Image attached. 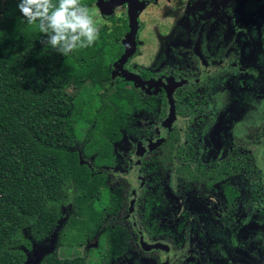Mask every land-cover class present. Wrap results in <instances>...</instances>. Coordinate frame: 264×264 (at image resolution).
Instances as JSON below:
<instances>
[{"label": "flooded vegetation", "instance_id": "1", "mask_svg": "<svg viewBox=\"0 0 264 264\" xmlns=\"http://www.w3.org/2000/svg\"><path fill=\"white\" fill-rule=\"evenodd\" d=\"M248 1L255 17L262 14L264 0H243L237 9L239 13ZM104 2L108 6L105 11L110 15L102 14L98 0L92 3L81 0L95 19L99 38L105 35L108 39L103 77L85 81L81 89L71 85L66 90L72 98L80 90L96 95L101 104L114 93L110 104L121 103L126 109L122 138L113 147V165L103 166L99 172L108 177L107 186L123 184L129 194L126 207L106 217L110 226L100 227L92 240L99 244L98 264L103 253L109 254L111 264L113 259L133 252L142 264H171L178 256V264H222V251L218 255L214 252L216 241L211 235L214 233V238L222 231V217L239 211L242 191L231 182L247 173L262 180L254 148L264 144V125L253 126L245 133V138L237 143L229 142L222 149V129L232 128L240 120V117H227L222 122V112L228 108L229 113L234 112V108L238 111L253 108L264 113V109L256 108L260 103L264 107V84L258 81L264 76V39L259 44L254 22L250 27L237 22L230 42L222 44V7L229 4V0H120L113 8L111 0ZM7 3L8 0H0V16ZM142 4L137 32L132 38L129 16L131 10L139 9ZM198 10L205 13L199 14L200 20L194 22ZM238 19L242 21V15ZM116 28L121 29V33L116 32L118 36L109 39ZM262 34L264 36V31ZM234 70L239 71L240 76H236ZM225 85L237 87L240 97L222 108L217 97L222 96ZM250 86L251 89H247ZM70 87L74 90L72 95ZM119 93L128 97L122 100ZM210 105H213L211 112ZM139 130L142 142L127 154L115 152L117 145L126 144ZM118 157L126 168L124 179L117 173L111 174V170L120 165ZM94 158H83L90 165L89 169ZM232 169L235 174L216 181L217 174H227ZM168 177L174 178L178 191L194 192L187 196L188 208L194 211L190 223L186 219L183 223V219L178 224L177 215L172 219H157L153 214L157 205L161 209L166 205L160 186ZM262 188L255 185L247 207L259 200ZM229 189L236 194L232 210L227 196ZM204 195L211 203L207 204L202 198ZM102 200L108 204L109 195ZM209 205L214 207V213ZM69 208L72 210L71 205L63 209ZM259 213L264 216V209ZM116 224L131 233L135 242L124 248L116 246L110 237ZM103 230L108 234L102 235ZM193 238L196 251L187 247Z\"/></svg>", "mask_w": 264, "mask_h": 264}, {"label": "trees", "instance_id": "2", "mask_svg": "<svg viewBox=\"0 0 264 264\" xmlns=\"http://www.w3.org/2000/svg\"><path fill=\"white\" fill-rule=\"evenodd\" d=\"M18 2L8 0L0 16V104L4 108L0 118V264H25L27 257L20 248H30V242L24 232L37 241L48 238L60 223L63 208L70 205L74 215L63 231L62 246L84 245L100 227L110 226L106 217L126 207L129 194L123 184L107 186L108 177L99 172L113 165V147L122 138L126 109L121 103L110 104L114 93L101 104L96 95L80 90L72 98L66 91L71 85L81 89L85 81L103 77L107 36L66 57L48 46L36 25L26 22ZM120 31L116 28L109 39ZM118 95L122 100L128 97ZM92 156V168L75 180L83 158ZM233 174V169L217 174L216 181ZM107 195L108 204L102 200ZM227 196L232 210L235 191L229 189ZM106 234L103 230L102 235ZM110 237L120 248L135 242L118 224ZM40 264L89 263L85 257L63 259L53 253ZM99 264H109L108 253L102 254Z\"/></svg>", "mask_w": 264, "mask_h": 264}, {"label": "rangeland", "instance_id": "3", "mask_svg": "<svg viewBox=\"0 0 264 264\" xmlns=\"http://www.w3.org/2000/svg\"><path fill=\"white\" fill-rule=\"evenodd\" d=\"M16 2V0H13ZM20 2V0H19ZM18 2V3H19ZM17 3V4H18ZM240 4H243V0H229V4H224L222 7V44L227 45L230 42L231 37H233V31L237 28V22L241 25H248L254 22L255 31L258 36L259 44L263 41L264 36L262 31H264V10L262 14L258 15L252 12V8L249 7L250 1L245 4L242 8L241 13L238 12ZM248 6V7H247ZM211 10V9H210ZM205 13L203 10H198L195 14L194 22L200 20L199 14ZM91 15V14H90ZM242 15V21L239 20ZM165 20H169L166 18ZM257 26V27H256ZM250 32V30H249ZM233 41L231 45H233ZM214 71V70H213ZM235 71V70H234ZM236 76H240L239 71H235ZM235 76V77H236ZM236 79V78H235ZM260 84H264V76L258 78ZM218 81H215L217 84ZM247 89H251V86ZM245 90V89H242ZM70 94H74V90L70 87ZM237 93V87H227L226 85L222 89V96L218 95L217 102L222 103L223 106H229L230 104L236 102L239 99ZM213 105H210V112ZM257 110L264 109L263 105L260 103L256 106ZM3 106L0 104V118L3 113ZM242 109V108H241ZM238 111L234 108V112L229 113L230 108L226 112H222V122L227 119V117L238 118L240 120L235 123L232 128L222 129V149L226 148V145L230 142L237 143L239 139L245 138V133L255 127H260L264 125V113H258L255 109H246ZM129 141L125 144L121 143L116 146L115 152L120 155L127 154L130 152L132 147L138 142L143 141V136L141 131L136 132V135L129 137ZM254 154L256 157V162L258 169L260 171L263 183H264V144L255 146ZM117 155V154H116ZM119 159V157H118ZM120 165L111 170V174L117 173L122 179L127 176L125 172V166L123 160L119 159ZM90 165L85 160H82V169L79 173L74 175V179H79L84 173L89 170ZM257 180L254 175L247 173L236 181H232V185L240 188L242 191V198L240 200L239 211L236 210L230 216L222 217V231L217 232L211 239L216 241L214 252L218 255L222 251V264H264V216L259 213V210L264 209V184ZM134 184L138 185L134 179ZM255 185L258 187H263L259 196V200L254 201L252 205L247 207V201L251 196L252 192L255 190ZM163 196V202L166 203L161 209L160 206L154 208V215L157 219L167 218L172 219L175 215L179 219V223L185 219L189 221L193 215L194 211L188 208L189 198L187 196L193 195L194 192H180L178 191V186L172 177L165 178L160 186ZM198 192V190H196ZM202 198H207L204 195ZM207 204L211 203L208 199H205ZM211 207V205H209ZM214 213V207H211ZM223 210V209H222ZM182 213V215L180 214ZM63 217L58 224L55 231H53L50 236L42 241L35 240L29 231L24 232V239L30 242V248L22 246L20 249L26 254L25 264H40L46 257L53 253H58V255L63 259H72L75 257H85L89 264H98L99 254V244L97 242H92V240H87L86 245L83 246H62L63 231L68 222V219L74 215V212L69 209L62 210ZM186 242V239H183ZM190 240V244L187 245L190 250L196 251V241ZM25 243V242H24ZM187 244V243H186ZM103 246H106L103 244ZM134 253V252H133ZM126 255V257L121 256L112 260L111 264H142L140 257L135 254ZM193 255V254H192ZM132 257V258H131ZM180 256L171 261V264H178ZM194 263V262H192Z\"/></svg>", "mask_w": 264, "mask_h": 264}, {"label": "clouds", "instance_id": "4", "mask_svg": "<svg viewBox=\"0 0 264 264\" xmlns=\"http://www.w3.org/2000/svg\"><path fill=\"white\" fill-rule=\"evenodd\" d=\"M18 9L47 37L48 46L66 57L99 38L95 19L81 0H20Z\"/></svg>", "mask_w": 264, "mask_h": 264}, {"label": "water", "instance_id": "5", "mask_svg": "<svg viewBox=\"0 0 264 264\" xmlns=\"http://www.w3.org/2000/svg\"><path fill=\"white\" fill-rule=\"evenodd\" d=\"M119 2H120V0H113V1L111 0V2H110L111 8L116 7V5H117ZM98 3H99L100 8L102 9V14H103V15H110V14H111L110 12L105 11V9H106L108 6H107V3L104 2V0H98ZM143 7H144V5L142 4V5L139 7V9L131 10V13H130L129 18H130V23L132 24V27H133V29H132V31H131V34H130V36H131L132 38L135 37V34H136V32H137L136 27H137V24H138V23H137V22H138V14H139V11H141Z\"/></svg>", "mask_w": 264, "mask_h": 264}]
</instances>
